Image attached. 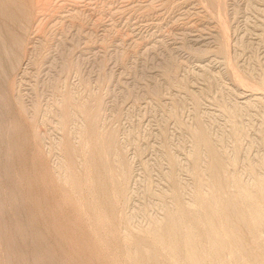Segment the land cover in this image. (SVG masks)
Here are the masks:
<instances>
[{"label": "rangeland", "instance_id": "1", "mask_svg": "<svg viewBox=\"0 0 264 264\" xmlns=\"http://www.w3.org/2000/svg\"><path fill=\"white\" fill-rule=\"evenodd\" d=\"M0 193V264H264V0H0Z\"/></svg>", "mask_w": 264, "mask_h": 264}, {"label": "bare ground", "instance_id": "2", "mask_svg": "<svg viewBox=\"0 0 264 264\" xmlns=\"http://www.w3.org/2000/svg\"><path fill=\"white\" fill-rule=\"evenodd\" d=\"M2 1H4V0H2ZM6 2V1H5ZM3 3V2H2ZM29 8V7H28ZM3 20V19H2ZM13 20V19H12ZM16 23V22H15ZM16 25V24H15ZM13 27V26H12ZM44 27V26H43ZM30 33V32H29ZM17 38V37H16ZM50 43V42H49ZM41 44V43H40ZM19 55V54H18ZM36 61V60H35ZM45 62V61H44ZM233 64V63H232ZM238 70V69H237ZM12 76V75H11ZM239 79V78H238ZM241 81V80H240ZM241 86V85H240ZM157 93V92H156ZM77 103V102H76ZM2 107V106H1ZM73 113V112H72ZM15 115V114H14ZM4 119V118H3ZM90 120V119H89ZM2 122V121H1ZM17 122V121H16ZM9 127V126H8ZM3 129V128H2ZM197 129V128H196ZM2 132V131H1ZM5 135V134H4ZM205 135V134H204ZM6 137H7V135H6ZM13 137V136H12ZM11 141V140H10ZM16 141V140H15ZM36 142V141H35ZM21 143V142H20ZM39 143V142H38ZM208 143V142H207ZM12 144V143H11ZM29 144V143H28ZM111 145V144H110ZM214 145V144H213ZM27 146V145H26ZM16 147H17V145H16ZM97 147V146H96ZM103 147V146H102ZM62 148V147H61ZM82 148V147H81ZM217 148V147H216ZM17 149V148H16ZM110 149H111V147H110ZM106 152V151H105ZM210 153V152H209ZM12 154V153H11ZM101 156V155H100ZM107 156V155H106ZM199 156V155H198ZM90 157V156H89ZM10 158V157H9ZM86 158V157H85ZM105 159V158H104ZM217 159V158H216ZM12 160V159H11ZM45 160V159H44ZM225 160V159H224ZM17 161H18V159H17ZM23 161V160H22ZM105 161V160H104ZM216 161V160H215ZM15 163V162H14ZM23 164V163H22ZM71 164V163H70ZM219 164V163H218ZM73 165H75V164H73ZM86 165V164H85ZM18 166V165H17ZM24 166V165H23ZM35 166V165H34ZM100 166V165H99ZM95 167V166H94ZM10 168V167H9ZM5 169V168H4ZM83 169V168H82ZM172 169V168H171ZM175 169V168H174ZM194 169V168H193ZM11 170V169H10ZM14 170V169H13ZM42 170V169H41ZM51 170V169H50ZM220 170V169H219ZM40 172V171H39ZM211 172V171H210ZM26 173V172H25ZM79 173V172H78ZM23 174V173H22ZM28 174H29V172H28ZM43 174V173H42ZM20 175V174H19ZM30 175V174H29ZM210 175V174H209ZM16 176H18V175H16ZM31 176V175H30ZM51 176V175H50ZM19 177V176H18ZM54 177V176H53ZM208 177V176H207ZM89 178V177H88ZM221 178H222V176H221ZM15 179V178H14ZM28 178H26V180H27ZM54 179V178H53ZM85 179V178H84ZM211 179V178H210ZM220 179V178H219ZM235 179V178H234ZM92 180V179H91ZM175 180V179H174ZM238 180V179H237ZM12 181V180H11ZM25 181V180H24ZM230 181V180H229ZM27 181H25V183H26ZM120 182V181H119ZM209 182V181H208ZM223 182V181H222ZM21 183V182H20ZM44 184V183H43ZM103 184V183H102ZM215 184V183H214ZM40 185V184H39ZM80 185V184H79ZM11 186H13V185H11ZM21 186V185H20ZM66 187V186H65ZM101 187V186H100ZM175 187V186H174ZM262 187V186H261ZM18 188V187H17ZM32 188V187H31ZM114 189V188H113ZM224 190V189H223ZM113 191V190H112ZM2 192V191H1ZM198 192V191H197ZM258 192H259V190H258ZM36 193V192H35ZM10 194V193H9ZM117 194V193H116ZM196 194V193H195ZM0 195H1V193H0ZM4 195V194H3ZM62 195V194H61ZM69 196V195H68ZM105 196V195H104ZM109 196V195H108ZM19 197V196H18ZM37 197V196H36ZM99 197V196H98ZM220 197V196H219ZM92 198V197H91ZM112 198V197H111ZM214 198V197H213ZM65 199V198H64ZM79 199V198H78ZM129 199V198H128ZM220 199V198H219ZM224 199V198H223ZM0 200H2V199H0ZM94 200V199H93ZM204 200V199H203ZM220 200H222V199H220ZM21 201V200H20ZM77 201V200H76ZM42 202V201H41ZM57 202V201H56ZM3 203V202H2ZM11 203V202H10ZM93 203V202H92ZM212 203V202H211ZM224 203V202H223ZM95 204V203H94ZM93 204V205H94ZM114 204V203H113ZM205 204V203H204ZM92 205V204H91ZM18 206V205H17ZM220 206V205H219ZM9 207V206H8ZM25 207V206H24ZM23 207V208H24ZM29 207V206H28ZM28 207H26V208H28ZM93 207V206H92ZM210 207V206H209ZM252 207H253V205H252ZM2 208V207H1ZM77 208V207H76ZM222 208V207H221ZM236 208V207H235ZM7 209V208H6ZM5 209V210H6ZM234 209V208H233ZM23 210V209H22ZM44 210V209H43ZM76 210V209H75ZM80 210V209H79ZM88 210V209H87ZM96 210V209H95ZM114 210V209H113ZM232 210V209H231ZM235 210V209H234ZM31 211V210H30ZM61 211V210H60ZM183 211V210H182ZM198 211V210H197ZM84 212V211H83ZM100 212V211H99ZM210 212V211H209ZM216 212V211H215ZM33 213V215H34V212H32ZM187 213V212H186ZM201 213V212H200ZM199 213V214H200ZM207 213V212H206ZM24 214V213H23ZM41 214H42V211H41ZM48 214V213H47ZM64 214V213H63ZM198 214V215H199ZM227 214V213H226ZM225 214V215H226ZM232 214V213H231ZM237 214V213H236ZM249 214V213H248ZM70 215V214H69ZM212 215V214H211ZM1 217V216H0ZM22 217H24V216H22ZM31 217V216H30ZM36 217V216H35ZM29 218V217H28ZM57 218V217H56ZM78 218V217H77ZM76 218V219H77ZM195 218V217H194ZM202 218V217H201ZM45 219H46V217H45ZM71 219V218H70ZM110 219H112V218H110ZM219 219H220V217H219ZM196 220H198V219H196ZM242 220H243V218H242ZM90 221V220H89ZM97 221V220H96ZM95 221V222H96ZM5 223V222H4ZM34 223V222H33ZM65 223V222H64ZM74 223V222H73ZM91 223V222H90ZM97 224V223H96ZM107 224V223H106ZM15 225V224H14ZM69 225V224H68ZM79 225V224H78ZM252 225V224H251ZM18 227V226H17ZM66 227V226H65ZM80 227V226H79ZM108 227V226H107ZM105 228V227H104ZM140 228V227H139ZM239 228V227H238ZM248 228V227H247ZM33 229V228H32ZM44 229V228H43ZM64 229V228H63ZM75 229V228H74ZM80 229V228H79ZM84 229V228H83ZM249 229V228H248ZM248 229H246V230H248ZM39 230V229H38ZM68 230V229H67ZM102 230V229H101ZM113 230V229H112ZM55 231V230H54ZM84 231V230H83ZM93 231V230H92ZM95 231V230H94ZM189 231V230H188ZM41 232V231H40ZM101 232V231H100ZM18 233V232H17ZM22 233V232H21ZM25 233V232H24ZM32 233V232H31ZM73 233V232H72ZM47 234V233H46ZM7 235V234H6ZM25 235V234H24ZM73 235V234H72ZM10 236V235H9ZM12 236V235H11ZM34 236V235H33ZM49 236V235H48ZM61 236V235H60ZM88 236V235H87ZM86 236V237H87ZM96 236V235H95ZM21 237V236H20ZM26 237V236H25ZM83 237V236H82ZM111 237V236H110ZM2 238H4V236L2 237ZM35 238V237H34ZM67 238V237H66ZM65 238V239H66ZM91 238V237H90ZM96 238V237H95ZM10 239V238H9ZM8 239V240H9ZM92 239V238H91ZM101 239V238H100ZM126 239V238H125ZM136 239V238H135ZM163 239V238H162ZM2 240V239H1ZM133 240V239H132ZM3 241V240H2ZM9 241H11V240H9ZM57 241V240H56ZM122 241V240H121ZM106 242V241H105ZM156 242V241H155ZM242 242V241H241ZM1 243V242H0ZM37 243V242H36ZM75 243V242H74ZM73 243V244H74ZM107 243V242H106ZM16 244V243H15ZM31 244H32V242H31ZM62 244V243H61ZM9 245V244H8ZM7 245V246H8ZM91 245H92V243H91ZM108 245H109V243H108ZM11 246H12V244H11ZM50 246V245H49ZM15 247V246H14ZM51 247V246H50ZM114 247V246H113ZM190 247V246H189ZM188 247V248H189ZM49 248V247H48ZM111 248V247H110ZM19 249V248H18ZM22 249V248H21ZM52 248H50V250H51ZM1 250V249H0ZM17 250V249H16ZM83 250V249H82ZM81 250V251H82ZM19 251V250H18ZM31 251V250H30ZM41 251V250H40ZM102 251V250H101ZM2 252V251H1ZM11 252V251H10ZM84 252V251H83ZM87 252V251H86ZM140 252V251H139ZM12 253V252H11ZM102 253V252H101ZM19 254V253H18ZM25 254V253H24ZM34 254V253H33ZM5 255V254H4ZM12 255V254H11ZM43 255H44V253H43ZM42 255V256H43ZM83 256H84V254H82ZM28 256V255H27ZM34 256V255H33ZM97 257H98V255H96ZM81 257V256H80ZM86 257V256H85ZM92 257V256H91ZM95 257V256H94ZM18 258V257H17ZM25 258H26V256H25ZM28 258V257H27ZM34 258V257H33ZM36 258V257H35ZM103 258V257H102ZM37 259V258H36ZM88 259V258H87ZM1 260V259H0ZM29 260V259H28ZM78 260V259H77ZM80 260V259H79ZM82 260V259H81ZM89 260H91V258L89 259ZM94 260V259H93ZM16 261H17V259H16ZM53 261V260H52ZM55 261V260H54ZM88 261V260H87ZM96 261V260H95ZM13 262V261H12ZM23 262V261H22ZM31 262V261H30ZM32 262H34L33 260H32ZM59 262V261H58ZM62 262V261H61ZM113 262V261H112ZM13 263H15V262H13ZM52 263V262H51ZM83 263V262H82ZM105 263V262H104ZM25 264V263H24ZM44 264V263H43ZM76 264V263H75Z\"/></svg>", "mask_w": 264, "mask_h": 264}]
</instances>
